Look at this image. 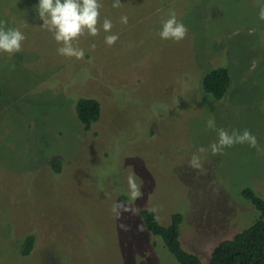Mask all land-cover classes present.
<instances>
[{"label":"rangeland","instance_id":"obj_1","mask_svg":"<svg viewBox=\"0 0 264 264\" xmlns=\"http://www.w3.org/2000/svg\"><path fill=\"white\" fill-rule=\"evenodd\" d=\"M120 2L100 0V34L80 38L76 60L57 53L38 0H0V21L26 37L19 52L0 53V264H178L146 230L142 209H155L163 226L181 214L182 247L208 264L258 218L241 192L264 201V0ZM172 12L188 29L179 42L158 35ZM111 34L119 39L108 46ZM217 67L231 78L221 100L202 88ZM80 98L101 107L88 132L76 116ZM221 128L250 131L256 147L213 155ZM193 154L199 169L189 167ZM119 203L131 211L118 217ZM27 236L34 244L23 256Z\"/></svg>","mask_w":264,"mask_h":264},{"label":"clouds","instance_id":"obj_2","mask_svg":"<svg viewBox=\"0 0 264 264\" xmlns=\"http://www.w3.org/2000/svg\"><path fill=\"white\" fill-rule=\"evenodd\" d=\"M120 0H113L112 8H120ZM103 5L100 0H38L36 12L38 18L43 21L41 27L52 33L54 41L60 45L57 48V53L68 58L82 60L85 52L83 48L75 46L78 44L82 36L96 37L101 31L100 9ZM258 17L264 21V6L260 7ZM122 24L128 23L127 16H121ZM5 21H0V53H6L9 56L19 52L22 47V42L26 39L23 32L17 28H6ZM113 28V23L110 19L105 18L102 23V29L105 33H110ZM187 27L179 22L175 12L170 14V17L163 22L162 29L158 33L162 40H173L179 42L187 35ZM119 39L118 35H106L104 40L108 46H112ZM95 43L89 45L91 50H95ZM208 128H215V121L209 120ZM218 141L209 145V149L213 155L221 153L224 148H230L236 144L247 143L250 147H256L257 140L254 135L248 130L242 133L233 130L231 134L225 129H216ZM208 151L203 147L198 149V152L204 153ZM189 167L199 169L202 167L200 157L193 154L188 161ZM132 199L142 197L143 193L140 186L136 183L134 175H130L127 179ZM131 211L130 208L119 203L116 205L117 216L120 211ZM155 211V209H153Z\"/></svg>","mask_w":264,"mask_h":264},{"label":"trees","instance_id":"obj_3","mask_svg":"<svg viewBox=\"0 0 264 264\" xmlns=\"http://www.w3.org/2000/svg\"><path fill=\"white\" fill-rule=\"evenodd\" d=\"M231 78L228 69L217 67L207 72L202 79V88L215 100H221L230 87ZM2 95L0 89V97ZM76 116L83 130H91L101 113L100 103L92 98H80L76 102ZM264 157V156H263ZM61 160L52 162L55 173L61 172ZM242 197L250 202L258 212L254 223L231 239L222 241L212 252L208 264H264V201L253 190L246 188ZM146 230L153 236L161 238L165 248L178 264H202L200 259L186 251L180 242V225L183 217L176 213L171 216L170 224L160 225L155 213L149 209L139 212ZM34 237L27 236L21 254L26 256L33 248Z\"/></svg>","mask_w":264,"mask_h":264}]
</instances>
